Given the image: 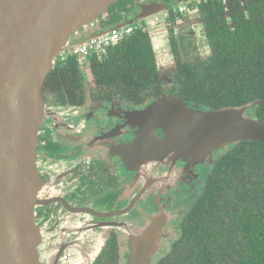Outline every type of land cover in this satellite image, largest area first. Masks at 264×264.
Instances as JSON below:
<instances>
[{"label": "flooded vegetation", "instance_id": "obj_1", "mask_svg": "<svg viewBox=\"0 0 264 264\" xmlns=\"http://www.w3.org/2000/svg\"><path fill=\"white\" fill-rule=\"evenodd\" d=\"M140 1L148 2L128 0L119 4L110 11L109 21H100L95 28L113 27L104 23L118 19L121 13L124 16L125 8ZM153 1L170 7L151 20L154 23L164 20L176 49L175 62L170 56L160 61L161 81L157 86L149 90L99 83L91 62L96 55L73 57L79 67V86L63 88L61 92L43 86L42 97L50 111L39 126L36 159L43 180L38 198L45 203L36 208L34 219L40 226L52 229V246L64 241L61 257L67 264L72 258L81 257L77 245L85 253L78 264H134L130 257L135 245L130 235L133 231L149 230L153 224L160 240L151 261L154 264L180 238L183 223L206 179L201 183L198 162L188 165L182 159L186 168L181 161L174 167V162L169 168L162 167L159 175L142 178L120 155V147L136 140L139 128L132 117L134 113L145 110L164 95L188 101L182 93L178 95L180 64L201 74L211 59L203 33L204 16L199 10L200 5L210 0H188L189 4L187 0ZM193 5L197 8L192 9ZM147 27L141 25L139 30ZM79 40L76 38V42ZM56 63L64 64L61 58ZM188 104L205 110L195 103ZM152 133L157 138L164 135L162 129H154ZM138 181L146 185L136 193L141 188H137ZM183 193L188 196L185 198ZM122 202L129 203V207L121 210ZM62 231L67 232L64 240Z\"/></svg>", "mask_w": 264, "mask_h": 264}, {"label": "water", "instance_id": "obj_2", "mask_svg": "<svg viewBox=\"0 0 264 264\" xmlns=\"http://www.w3.org/2000/svg\"><path fill=\"white\" fill-rule=\"evenodd\" d=\"M118 1L0 0V264H67L61 257L64 241L51 246V230L34 219L36 208L45 203L38 198L43 180L36 159L39 126L50 111L42 90L56 61L83 43L82 30L90 31L92 38L112 28L97 30L95 25L106 21ZM167 6L140 1L125 8L123 21L113 27L148 26L145 30L158 59L151 28L159 22L153 23L151 17ZM158 29L166 38L164 53L170 56L168 27L164 24ZM74 37L80 40L74 43ZM258 103L201 110L176 96L164 95L132 115L139 128L136 140L120 147V155L147 178L157 170L160 173L170 157L181 158L188 165L199 162L206 156L203 146L213 153L239 141L264 143V124L249 114ZM154 129H162L164 135L157 138ZM66 234L61 232V240ZM130 238L135 245L131 262L151 264L160 244L156 225L133 231ZM76 248L83 259L84 250L80 245Z\"/></svg>", "mask_w": 264, "mask_h": 264}, {"label": "trees", "instance_id": "obj_3", "mask_svg": "<svg viewBox=\"0 0 264 264\" xmlns=\"http://www.w3.org/2000/svg\"><path fill=\"white\" fill-rule=\"evenodd\" d=\"M199 10L211 59L201 74L180 64L178 95L205 110L259 101L249 114L264 124V0H210ZM91 62L97 81L106 85L151 90L161 78L148 30L135 31ZM77 65L73 57L56 63L44 88L79 86ZM220 151L180 238L154 264H264V143L239 141Z\"/></svg>", "mask_w": 264, "mask_h": 264}, {"label": "rangeland", "instance_id": "obj_4", "mask_svg": "<svg viewBox=\"0 0 264 264\" xmlns=\"http://www.w3.org/2000/svg\"><path fill=\"white\" fill-rule=\"evenodd\" d=\"M189 1L187 0V3H188ZM191 2V1H190ZM193 2L194 1H192V4H193ZM178 3L176 2V4H174V6H176ZM189 4V3H188ZM168 8H170V7H168ZM197 8V6H195V5H193L192 6V9H196ZM113 11V10H112ZM123 15V13H121L120 15H118L117 17H118V19L117 18H113V19H111L112 21H110L111 23H109V24H107V23H104V26H106V27H108V26H110V25H116V23L117 22H119V23H121V21L123 20V17L124 16H122ZM162 21H164L163 19H162ZM160 22V23H158L156 26H154V27H152L151 29H153V37L155 38L154 40V47L157 49V51H158V55H159V57H158V59L159 58H161L160 59V61H165L164 60V52L166 53L167 52V47H166V45H167V42H166V38H165V35L163 34V33H161V30L160 29H158L159 28V26H162V25H164V22ZM157 28V29H156ZM82 32V34H84V37H83V42H87V40H89L90 38V31L88 32L87 30H82L81 31ZM89 38V39H88ZM73 42H76V39H75V37L73 38V40H72ZM163 45V46H162ZM162 46V47H161ZM164 57V58H163ZM167 58V57H166ZM221 150V149H220ZM220 150H217V151H214L213 153H215L213 156H212V154L213 153H211V152H209L208 150H207V146H203L202 147V151L205 153V157L202 159V160H200L199 162L198 161H196V162H198V167L200 168V180H201V183L204 181V178L206 177V175L209 173V171H210V168H211V166H212V163H213V161L215 160V156L217 155L216 153L218 152V151H220ZM176 157V156H175ZM175 157H173V158H169V160L167 159V161L168 162H166L164 165H163V167H171L170 166V161L171 162H175L174 163V167H177V166H179V163H180V161H181V163L183 164L184 162H186V161H184V162H182V160H181V158H179V159H177V160H175L176 158ZM187 163V162H186ZM186 163H184V167L186 168ZM156 172V171H155ZM153 173V172H152ZM171 173V170H168V174H170ZM160 173H159V171L157 170V172H156V175H159ZM163 177V176H162ZM167 176L165 175V177L164 178H166ZM138 184H136L137 185V188L138 187H141L140 189H138V190H136L137 192L136 193H138L139 191H141V190H143V188L145 187V185H146V183H144V181H138L137 182ZM143 183V184H142ZM201 187V186H200ZM136 188V189H137ZM186 187H184V189H185ZM180 193L182 192V189L180 188ZM182 196H185V198L188 196V195H185V193H183L182 194ZM129 203H125V202H122L121 204H120V209L121 210H124V209H127L129 206ZM135 212H137V210L135 211ZM139 213H140V209H139ZM123 216H125V215H123ZM122 216V218H124ZM77 260H78V258H75V260H74V258H72L70 261H69V263L68 264H77Z\"/></svg>", "mask_w": 264, "mask_h": 264}, {"label": "built area", "instance_id": "obj_5", "mask_svg": "<svg viewBox=\"0 0 264 264\" xmlns=\"http://www.w3.org/2000/svg\"><path fill=\"white\" fill-rule=\"evenodd\" d=\"M137 30H139V26L136 25L112 27L105 34H101L100 36L97 37L96 36L92 37L89 40H87V42H83L81 44L71 47L70 50L67 52L68 57L64 56L61 59L64 63H66V61L70 57H75L80 55H84V56L96 55L97 57H102V56L104 57L106 54H108L109 48L111 46L129 37Z\"/></svg>", "mask_w": 264, "mask_h": 264}, {"label": "crops", "instance_id": "obj_6", "mask_svg": "<svg viewBox=\"0 0 264 264\" xmlns=\"http://www.w3.org/2000/svg\"><path fill=\"white\" fill-rule=\"evenodd\" d=\"M164 57H168V56L164 53ZM164 57H163V58H164ZM160 59H161V58H160ZM45 227H46V226H45ZM47 229L49 230L50 228L47 227ZM50 230H51V232H50V233L48 232V233L51 235V234H52V229H50ZM54 232H56V230H55ZM51 246H52V242H51ZM83 253H84V251H83ZM81 259H82V257H79V258H78V260H77V264L79 263V261H80Z\"/></svg>", "mask_w": 264, "mask_h": 264}]
</instances>
